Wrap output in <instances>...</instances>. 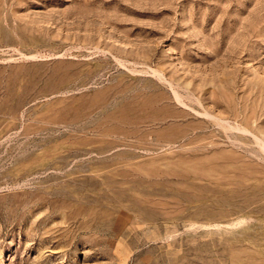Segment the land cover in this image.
Segmentation results:
<instances>
[{
  "label": "rangeland",
  "instance_id": "obj_1",
  "mask_svg": "<svg viewBox=\"0 0 264 264\" xmlns=\"http://www.w3.org/2000/svg\"><path fill=\"white\" fill-rule=\"evenodd\" d=\"M0 264H264V0H0Z\"/></svg>",
  "mask_w": 264,
  "mask_h": 264
}]
</instances>
